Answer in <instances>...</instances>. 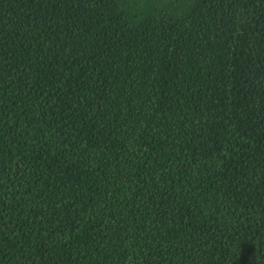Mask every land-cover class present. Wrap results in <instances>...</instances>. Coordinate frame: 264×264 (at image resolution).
Returning a JSON list of instances; mask_svg holds the SVG:
<instances>
[{"label":"trees","instance_id":"obj_1","mask_svg":"<svg viewBox=\"0 0 264 264\" xmlns=\"http://www.w3.org/2000/svg\"><path fill=\"white\" fill-rule=\"evenodd\" d=\"M0 264H264V0H0Z\"/></svg>","mask_w":264,"mask_h":264}]
</instances>
